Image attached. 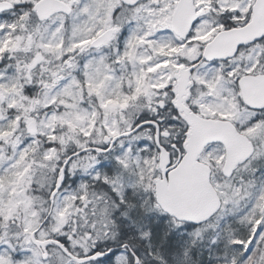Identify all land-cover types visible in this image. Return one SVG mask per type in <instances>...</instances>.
<instances>
[{
  "label": "snow or ice",
  "instance_id": "obj_1",
  "mask_svg": "<svg viewBox=\"0 0 264 264\" xmlns=\"http://www.w3.org/2000/svg\"><path fill=\"white\" fill-rule=\"evenodd\" d=\"M0 264H264V0H0Z\"/></svg>",
  "mask_w": 264,
  "mask_h": 264
}]
</instances>
